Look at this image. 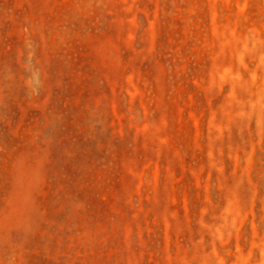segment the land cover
I'll return each mask as SVG.
<instances>
[{
    "label": "rangeland",
    "instance_id": "obj_1",
    "mask_svg": "<svg viewBox=\"0 0 264 264\" xmlns=\"http://www.w3.org/2000/svg\"><path fill=\"white\" fill-rule=\"evenodd\" d=\"M0 264H264V0H0Z\"/></svg>",
    "mask_w": 264,
    "mask_h": 264
}]
</instances>
